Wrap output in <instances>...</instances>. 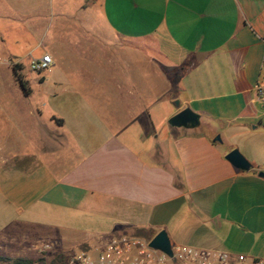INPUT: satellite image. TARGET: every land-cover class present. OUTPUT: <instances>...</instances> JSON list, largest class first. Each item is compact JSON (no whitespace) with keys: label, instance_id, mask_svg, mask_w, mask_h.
I'll return each instance as SVG.
<instances>
[{"label":"crops","instance_id":"obj_1","mask_svg":"<svg viewBox=\"0 0 264 264\" xmlns=\"http://www.w3.org/2000/svg\"><path fill=\"white\" fill-rule=\"evenodd\" d=\"M260 86L264 0H0V248L164 231L264 256ZM184 108L195 130L167 124ZM232 149L251 168L234 169Z\"/></svg>","mask_w":264,"mask_h":264},{"label":"built area","instance_id":"obj_2","mask_svg":"<svg viewBox=\"0 0 264 264\" xmlns=\"http://www.w3.org/2000/svg\"><path fill=\"white\" fill-rule=\"evenodd\" d=\"M50 65V57L42 55L37 60L30 59L27 66L31 72L43 73ZM255 97L264 103V86L257 87ZM148 241L131 236L113 237L101 248L80 250L64 257L61 264H264L261 259L249 263L244 255L186 245L170 244L168 256L149 248ZM47 248L43 246V250Z\"/></svg>","mask_w":264,"mask_h":264},{"label":"water","instance_id":"obj_3","mask_svg":"<svg viewBox=\"0 0 264 264\" xmlns=\"http://www.w3.org/2000/svg\"><path fill=\"white\" fill-rule=\"evenodd\" d=\"M167 124L175 128H192L198 125V116L190 109L184 108L170 117ZM213 141H219V138L215 137ZM224 159L236 170L247 171L251 168V163L247 159L245 160L236 149H232L225 154ZM259 176H264V173L260 172ZM169 245V240L164 231H159L148 241L149 248L161 251L168 256L170 255Z\"/></svg>","mask_w":264,"mask_h":264},{"label":"rangeland","instance_id":"obj_4","mask_svg":"<svg viewBox=\"0 0 264 264\" xmlns=\"http://www.w3.org/2000/svg\"><path fill=\"white\" fill-rule=\"evenodd\" d=\"M35 45V43H26L23 45V54L27 53L28 50H30L33 46ZM42 50V49H40ZM40 52H34L33 55L36 56L37 54H39ZM28 54V53H27ZM42 73H31L29 74L30 76H26L25 75V78L29 80L30 82V78H34L35 76L38 77V76H41ZM31 99H34L33 97ZM170 101V99L168 100ZM173 105V104H172ZM172 108L174 109V106L173 107H169V109ZM156 111H163L162 107H160L159 105L155 108ZM155 111V112H156ZM181 111V110H180ZM176 114V113H175ZM174 114V115H175ZM173 116V115H172ZM171 116V117H172ZM158 123H154V125L156 126ZM197 128V126L195 127H192V128H189L187 127L186 129H192V130H195ZM215 137L212 138V140L214 139ZM220 140V139H219ZM46 246V245H45ZM260 246V245H258ZM29 248L25 249V245L23 244H17V245H6L4 248H0V256H5V257H10V258H26V259H29L31 260V263L30 264H39L38 261H40V259H43V263L44 264H48L50 259L54 256V255H57V254H62L64 256H69L75 252H78L80 250H84L82 248H72L70 250H50V249H46V250H29ZM256 260V259H261V260H264V256H261L260 257H252L251 260ZM2 264V263H0Z\"/></svg>","mask_w":264,"mask_h":264},{"label":"trees","instance_id":"obj_5","mask_svg":"<svg viewBox=\"0 0 264 264\" xmlns=\"http://www.w3.org/2000/svg\"><path fill=\"white\" fill-rule=\"evenodd\" d=\"M12 70L14 72L15 81L22 88L23 94L26 95L27 90L25 89V86H24L23 81L20 77V74L17 73L18 71L21 70L20 65H18V64L13 65ZM64 257H66V256H64L62 254L54 255L50 259L48 264H61ZM43 262H44L43 259H40V261H38L39 264H44ZM0 263H2V264H30L31 260L26 259V258H10V257H5V256H0Z\"/></svg>","mask_w":264,"mask_h":264}]
</instances>
